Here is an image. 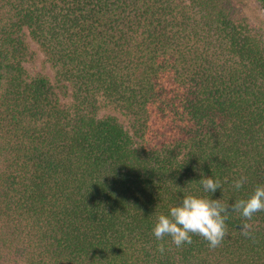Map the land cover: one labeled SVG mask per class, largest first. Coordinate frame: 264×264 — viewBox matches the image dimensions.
I'll return each mask as SVG.
<instances>
[{
    "label": "trees",
    "instance_id": "trees-1",
    "mask_svg": "<svg viewBox=\"0 0 264 264\" xmlns=\"http://www.w3.org/2000/svg\"><path fill=\"white\" fill-rule=\"evenodd\" d=\"M27 40L68 106L25 69ZM258 185L264 35L234 0H0V264H264V211L251 238L230 214L215 249L153 234L188 194L232 204Z\"/></svg>",
    "mask_w": 264,
    "mask_h": 264
},
{
    "label": "clouds",
    "instance_id": "clouds-1",
    "mask_svg": "<svg viewBox=\"0 0 264 264\" xmlns=\"http://www.w3.org/2000/svg\"><path fill=\"white\" fill-rule=\"evenodd\" d=\"M199 183L204 192L215 193L222 187L219 179L205 177ZM247 178L241 176L233 182L237 190L243 187ZM264 211V185H258L253 193L244 199H238L232 204H226L221 199H212L208 196L188 194L179 204L171 206L169 213L159 214L153 228V234L158 241L170 237L176 247L192 243V236L197 235L207 241L210 249L221 246L227 235L226 220L230 214H239L243 223L241 234L251 238L253 225L250 223L254 215ZM157 250L165 251L163 243L158 244Z\"/></svg>",
    "mask_w": 264,
    "mask_h": 264
},
{
    "label": "rangeland",
    "instance_id": "rangeland-1",
    "mask_svg": "<svg viewBox=\"0 0 264 264\" xmlns=\"http://www.w3.org/2000/svg\"><path fill=\"white\" fill-rule=\"evenodd\" d=\"M237 7L245 14V16L250 20V22L256 27L260 28L264 35V12L258 7V5L253 0H234ZM29 47L35 52V58L33 61L24 64L25 69L30 75L35 73L43 74L48 77L52 85L55 87L58 95L60 97V102L63 106H68L71 101V87L68 83H59L55 78V70L46 61L44 56L38 50L35 43L27 40ZM99 114H114L120 121L126 123L125 119L122 118L118 113H115L111 108H100Z\"/></svg>",
    "mask_w": 264,
    "mask_h": 264
}]
</instances>
